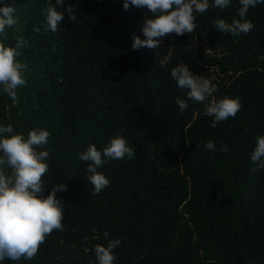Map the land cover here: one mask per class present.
Returning <instances> with one entry per match:
<instances>
[{
  "label": "trees",
  "instance_id": "1",
  "mask_svg": "<svg viewBox=\"0 0 264 264\" xmlns=\"http://www.w3.org/2000/svg\"><path fill=\"white\" fill-rule=\"evenodd\" d=\"M4 3L18 20L4 42L22 41L26 85L17 102L0 91V126L25 137L49 131L40 149L49 151L44 195L61 183L67 190L58 193L63 231L47 236L33 259L2 264H96L105 232L121 240L114 264H264V169L252 171L251 160L264 135V4L249 8L247 34L213 28L239 19V0L225 9L209 0L192 33L133 49L147 10H125L124 0H65L76 20L65 15L56 32L46 30L48 0ZM181 63L211 81L213 98L239 97L237 115L212 127L206 105L187 100L171 77ZM177 97L187 100L183 115ZM117 133L136 154L105 159L98 171L110 184L94 194L90 162L79 154L89 143L102 151Z\"/></svg>",
  "mask_w": 264,
  "mask_h": 264
},
{
  "label": "clouds",
  "instance_id": "2",
  "mask_svg": "<svg viewBox=\"0 0 264 264\" xmlns=\"http://www.w3.org/2000/svg\"><path fill=\"white\" fill-rule=\"evenodd\" d=\"M231 0H214L212 6L225 9ZM264 4V0H239L240 7L231 23L224 19H217L213 28L222 33L233 36L247 34L254 25L247 19L250 7ZM146 9L142 24V34L132 37V48L147 47L157 49L166 36L175 34L183 36L192 33L196 28V15L205 13L209 7V0H124L125 10L129 6ZM63 8V11L58 10ZM16 9L12 4L4 3L0 6V91L7 94L13 101H18V89L26 85V64L18 57L22 41L17 40L15 46L7 45V29L18 23L14 15ZM75 21V8L66 5L65 0H55V4L48 0L46 8V30L56 32L58 26L65 19ZM34 31L39 32L38 28ZM171 77L181 89H187V100L206 105V114L214 117L212 127L218 123L234 118L241 109L239 97L224 95L213 98L216 87L209 79L195 74L188 65L178 64L171 69ZM186 99L177 97L175 103L179 106L180 115L188 108ZM49 131L44 128L31 129L27 137L15 132L12 125L0 126V264L7 258L12 261L33 259L47 236L53 231H63L64 204L58 193L67 190V184L61 183L51 187L45 196L43 177L47 174L49 165V151L40 150L48 143ZM205 147L216 150L213 141H208ZM220 151H227L221 145ZM134 148L129 146L126 138L117 133L110 138L108 145L102 150L89 143L86 150L79 154V159L90 162L87 171L91 173L87 179L93 186V193L99 194L109 186V179L100 171L105 159L120 160L135 156ZM256 165L252 171L264 169V135L256 137V145L251 155ZM107 239V246L96 244L94 254L96 264H114L120 239H108V233H103Z\"/></svg>",
  "mask_w": 264,
  "mask_h": 264
}]
</instances>
